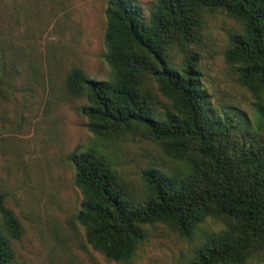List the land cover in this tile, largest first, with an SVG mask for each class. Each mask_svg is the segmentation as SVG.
Here are the masks:
<instances>
[{"label": "trees", "instance_id": "obj_1", "mask_svg": "<svg viewBox=\"0 0 264 264\" xmlns=\"http://www.w3.org/2000/svg\"><path fill=\"white\" fill-rule=\"evenodd\" d=\"M215 11L240 26L228 35L223 60L250 95L249 112L215 110L201 86L194 46L204 15ZM104 16L109 77L73 67L65 89L84 98L77 111L96 140L141 130L179 166L172 173L143 169V195L135 198L105 153L74 147L67 160L82 195L76 220L87 242L107 259L127 262L144 225L188 237L208 215L229 231L205 235L187 264H243L249 251L264 249V0H155L147 20L132 0H106ZM173 50L182 54L178 64ZM2 201L0 193V264H14L10 238L20 228Z\"/></svg>", "mask_w": 264, "mask_h": 264}, {"label": "rangeland", "instance_id": "obj_2", "mask_svg": "<svg viewBox=\"0 0 264 264\" xmlns=\"http://www.w3.org/2000/svg\"><path fill=\"white\" fill-rule=\"evenodd\" d=\"M105 1L0 0V193L20 228L10 238L14 264H187L207 235L197 226L186 237L160 223L144 225L131 259L119 262L94 249L76 220L82 195L67 160L74 147L95 145L105 153L135 198L143 195V169L172 173L179 166L141 130L96 140L77 111L84 98L65 89L73 67L98 80L110 75L103 59ZM132 1L147 20L155 0ZM239 31L223 12L202 19L194 48L201 86L215 110L249 112L251 97L223 60L228 35ZM181 56L170 51L176 64Z\"/></svg>", "mask_w": 264, "mask_h": 264}, {"label": "clouds", "instance_id": "obj_3", "mask_svg": "<svg viewBox=\"0 0 264 264\" xmlns=\"http://www.w3.org/2000/svg\"><path fill=\"white\" fill-rule=\"evenodd\" d=\"M197 228L208 235L219 236L229 231V226L222 220L206 215L197 225ZM243 264H264V249L249 251Z\"/></svg>", "mask_w": 264, "mask_h": 264}]
</instances>
